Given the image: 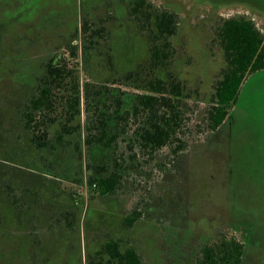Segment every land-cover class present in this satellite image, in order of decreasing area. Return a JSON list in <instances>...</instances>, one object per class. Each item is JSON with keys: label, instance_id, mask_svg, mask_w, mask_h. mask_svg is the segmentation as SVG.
<instances>
[{"label": "rangeland", "instance_id": "rangeland-1", "mask_svg": "<svg viewBox=\"0 0 264 264\" xmlns=\"http://www.w3.org/2000/svg\"><path fill=\"white\" fill-rule=\"evenodd\" d=\"M131 1L0 0V189L12 185L21 204L38 210L19 225L4 208L0 264H86L88 255L110 240L123 242V248L134 246L144 264H195L200 248L216 241V231L240 239L244 235V264H264V71L247 79L217 133L196 135L180 168L168 165L166 174L154 170L151 176L147 168V176L135 182L131 178L113 197L43 175L30 165L36 153L27 154L28 139L16 120L17 108L26 105L23 97L43 60L63 45L81 46L78 25L83 17L104 38L94 55L80 58L81 87L87 81H111L149 61L147 38L129 16ZM149 1L178 15L170 71L200 101L210 100L225 63L215 42L218 23L244 17L264 35V11L253 4L263 7L264 0ZM203 108L201 104L197 109L199 122ZM85 117L83 113L82 124ZM61 154L51 174H60L66 164L78 165L68 153ZM165 156L161 152L157 160L165 163ZM87 175L83 169L75 176L84 180ZM25 187L37 190L40 197ZM5 198L3 203L8 202ZM138 202L147 213L128 228L124 219ZM66 213L74 216L71 228Z\"/></svg>", "mask_w": 264, "mask_h": 264}, {"label": "trees", "instance_id": "trees-1", "mask_svg": "<svg viewBox=\"0 0 264 264\" xmlns=\"http://www.w3.org/2000/svg\"><path fill=\"white\" fill-rule=\"evenodd\" d=\"M129 16L149 43L146 64L121 72L111 81H87L81 87L80 58L94 55L104 38L100 29H92L85 20L81 46L68 44L64 52L50 58L24 116L27 154L36 153L32 168L43 175L84 184L104 198L115 196L131 178L135 182L137 177L147 176V168L149 176L154 170L166 174L168 165L180 168L188 149L197 142L196 135L217 133L231 116L247 79L264 71V35L256 23L244 17L222 19L215 29V42L223 53L224 67L210 100L200 101L170 71L178 15L149 0H132ZM201 104L204 114L199 122L196 117ZM61 152L68 153L78 165L72 162L60 174H51V168L56 170L54 159L64 154ZM161 152L166 153L165 163L157 160ZM83 169L88 175L77 180ZM71 174L76 178L70 180ZM7 187L8 202L18 203L14 187ZM72 192L69 196L76 207ZM32 194L40 195L37 190ZM145 212L138 202L124 225L133 227ZM148 213H154L152 208ZM70 216L66 213L68 223L72 220L71 228L74 216ZM122 243L108 241L95 255H88L86 264H144L134 246L123 248ZM244 253L245 245L239 239L220 234L214 243L203 247L196 264H243Z\"/></svg>", "mask_w": 264, "mask_h": 264}, {"label": "flooded vegetation", "instance_id": "flooded-vegetation-1", "mask_svg": "<svg viewBox=\"0 0 264 264\" xmlns=\"http://www.w3.org/2000/svg\"><path fill=\"white\" fill-rule=\"evenodd\" d=\"M253 4H254V7L256 8V9H261L262 11H264V6L263 7H261L260 6V4H258L256 1H254L253 2ZM86 20V17H83L82 19H81V22L79 23V33L81 34V36H82V33H81V27H82V25H83V23H84V21ZM68 44H66V45H63L62 47H61V49L58 51H55V52H53L45 61L43 60L41 63H40V66L38 67L39 69H40V73H39V76H38V74L36 75V77L34 78V81H33V83L30 85V87H29V89L26 91V93H25V95H24V97H23V100L25 101H27V103H26V105H20V106H18V108H17V113H16V120L18 121V123H19V125L21 126V131H23V132H25V123H24V116L26 115V113H27V105L29 104V102H30V100L35 96V94L37 93V85H38V83H40V81H41V79L43 78V75H44V73H45V68H46V66H47V64L49 63V60H50V58H52L53 56H55L57 53H60L61 52V50H65V48H66V46H67ZM33 87V89H34V93H33V91L31 90V88ZM35 87V88H34ZM22 100V101H23ZM5 196H6V193H5V189H3V191L0 189V200H2L1 202H0V221H1V225L2 226H6L5 224V221H6V213H5V211H4V208L7 206V208L9 209L8 211L10 212V214H12L13 215V217H12V221H14V223L16 222V221H18V223H19V225H20V222L21 223H25L26 222V219H27V217L30 215V213H36L38 210L37 209H35V207L33 206V205H28V207L27 206H25L24 204H21L20 202H18V203H3V201H4V199H6L5 198ZM7 201H9V199L7 198ZM34 207V208H33ZM26 217V218H25ZM23 220V221H22ZM12 221H8V222H12ZM14 227V225H12V224H10V227ZM217 233H219V231H216V233H213L212 234V237L213 236H218V235H220V233L219 234H217ZM216 234V235H215ZM221 234H223V233H221ZM225 235H227V234H225ZM229 235V234H228ZM231 236V235H230ZM232 237H235V236H232ZM237 238V237H236ZM237 239H239L244 245H245V238H244V235L241 237V239L240 238H237ZM212 243V242H211ZM214 243V242H213ZM207 244H209V243H207ZM206 245V244H205ZM205 245H203L201 248H200V252L202 251V249H203V247L205 246ZM200 252H199V254H200ZM199 256V255H198ZM197 256V257H198ZM196 260H197V258H196ZM195 264H196V261H195ZM243 264H244V257H243Z\"/></svg>", "mask_w": 264, "mask_h": 264}]
</instances>
